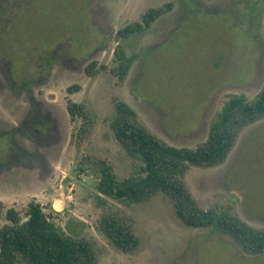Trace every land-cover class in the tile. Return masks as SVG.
Instances as JSON below:
<instances>
[{
    "label": "rangeland",
    "instance_id": "1",
    "mask_svg": "<svg viewBox=\"0 0 264 264\" xmlns=\"http://www.w3.org/2000/svg\"><path fill=\"white\" fill-rule=\"evenodd\" d=\"M167 3L171 11L149 30L118 35ZM119 44L133 58L123 80L111 72ZM0 56L3 215L14 208L25 218L28 204L39 202L66 234L94 243L96 264H264V254L245 253L225 233L185 225L163 192L128 204L97 191L99 163L119 181L143 167L110 128L117 102L167 144L195 149L231 95L256 98L264 87V0H0ZM91 62L105 68L89 77ZM26 75L40 84L32 91L41 113H27ZM74 85L81 90L68 93ZM69 99L91 112L82 141ZM184 182L202 209L264 229V119L240 131L225 162L192 167ZM109 211L132 227L135 251L123 253L101 231ZM6 223L0 216V228Z\"/></svg>",
    "mask_w": 264,
    "mask_h": 264
},
{
    "label": "trees",
    "instance_id": "2",
    "mask_svg": "<svg viewBox=\"0 0 264 264\" xmlns=\"http://www.w3.org/2000/svg\"><path fill=\"white\" fill-rule=\"evenodd\" d=\"M172 3L151 8L141 20L129 23L118 35L129 39L149 30L154 22L171 11ZM118 65L111 72L123 80L133 63L124 44L115 49ZM96 62L86 66L89 77L95 75ZM81 90L79 85L68 88V93ZM71 121H83L76 133L84 140L90 133L92 116L84 103L67 102ZM264 119V87L253 101L244 95H231L210 125L208 138L195 149L177 148L167 144L142 125L135 110L119 101L110 128L128 155L139 160L141 172L119 181L111 166L99 163L100 180L97 191L105 197L128 204L149 200L159 192L167 194L174 202L179 219L193 228H209L212 233L222 232L230 236L241 249L251 255L264 254V229L250 226L238 216L217 209H202L185 185L184 176L192 167L211 168L226 161L234 148L240 131ZM3 203H0V206ZM7 223L0 228V264H96L95 245L87 238H75L66 234L44 211V206L32 200L25 213L14 209H1ZM101 231L123 253L135 251L139 238L132 227L113 211L107 212L101 221Z\"/></svg>",
    "mask_w": 264,
    "mask_h": 264
},
{
    "label": "flooded vegetation",
    "instance_id": "3",
    "mask_svg": "<svg viewBox=\"0 0 264 264\" xmlns=\"http://www.w3.org/2000/svg\"><path fill=\"white\" fill-rule=\"evenodd\" d=\"M0 57L5 58L4 56H0ZM13 81H15L16 83L18 82L17 80H14V79H13ZM38 83L39 82H36V80H34V79H29L27 77V75L24 77V79H22V86H20V87H25L22 90L28 91L27 96H28L29 108H28L27 113H41V109H40L41 101H40V99H36V97L34 96L33 91H32V87ZM39 85L40 84H38L37 86H39ZM5 167L6 166L4 164L0 163V169H3ZM3 170H0V173L3 172Z\"/></svg>",
    "mask_w": 264,
    "mask_h": 264
}]
</instances>
